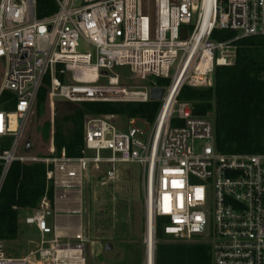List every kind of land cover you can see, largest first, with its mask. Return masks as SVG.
Listing matches in <instances>:
<instances>
[{
	"label": "built area",
	"instance_id": "built-area-1",
	"mask_svg": "<svg viewBox=\"0 0 264 264\" xmlns=\"http://www.w3.org/2000/svg\"><path fill=\"white\" fill-rule=\"evenodd\" d=\"M54 2L56 11L39 18L38 0H0V98L5 91L14 96L13 109L0 104V140L12 142L0 153V191L14 161L51 165L47 180L54 191L81 186L83 172L91 176L104 168L107 179L114 180L118 163H137L145 183L146 257L147 227L152 225L153 264L158 220L164 221V234L177 240H207L212 264H264V153H220L213 118L195 116L188 102L177 101L184 85L209 88L217 67L234 65L241 39L264 36V0ZM215 31L232 35L218 40ZM82 44L86 53L80 51ZM118 67L148 80L126 85ZM87 70H94L96 78H86ZM150 77L170 79V84ZM46 78L52 101L73 104L148 103L152 88L166 91L154 121L129 118L126 132L114 124L116 115H87L78 157H68L65 149L53 157L17 156L27 116ZM137 120L150 125L148 136L134 127ZM54 214L44 197L25 218L41 233L40 247L29 253L40 261L31 264L49 258L52 264H86L84 233L75 234L74 241L60 240L47 221ZM52 233L53 239L45 238ZM29 256L8 257L0 240V264H29Z\"/></svg>",
	"mask_w": 264,
	"mask_h": 264
},
{
	"label": "trees",
	"instance_id": "trees-1",
	"mask_svg": "<svg viewBox=\"0 0 264 264\" xmlns=\"http://www.w3.org/2000/svg\"><path fill=\"white\" fill-rule=\"evenodd\" d=\"M56 9L54 0H38L39 18L51 15ZM231 35V32L215 31L213 37L224 40ZM238 45L235 64L217 67L211 87L192 88L184 85L177 101L188 102L195 116L213 113L215 144L220 153H264V36L241 39ZM45 82L49 83V78ZM43 86L38 92L42 101L46 91ZM0 104L13 109V94L5 91ZM160 107V102L155 101L67 103L66 111L57 115L53 124L47 122L44 125L43 138L51 137L54 147L48 157L59 156L63 149L70 158L80 155L87 115H124L153 122ZM180 123L173 121L174 125ZM2 169L3 162L0 161V176ZM50 169L52 166L43 162L12 163L0 191L1 241L10 242L19 238L20 211L35 210L44 197L53 203L54 185L47 180ZM163 222L158 220L156 224L155 264H212L208 242L163 240L168 236L163 232Z\"/></svg>",
	"mask_w": 264,
	"mask_h": 264
},
{
	"label": "rangeland",
	"instance_id": "rangeland-1",
	"mask_svg": "<svg viewBox=\"0 0 264 264\" xmlns=\"http://www.w3.org/2000/svg\"><path fill=\"white\" fill-rule=\"evenodd\" d=\"M193 24L189 27L192 31ZM81 52H87L86 44H82ZM116 73L121 76L126 85L147 82L146 77L133 76L127 67H118ZM4 73V65L0 62V86ZM173 71L171 72V74ZM161 85L168 87L169 80L150 77ZM45 89L44 100L41 93L27 116L19 145L16 149L17 156H36L45 158L53 151L52 138H43V128L47 122L54 123L57 115L64 113L68 102L52 101L49 96V83H43ZM160 104L161 101H160ZM213 118V113L208 114ZM131 119L124 115H116L114 124L120 132H126L132 125ZM134 127L140 132L150 133V125L137 120ZM140 139L145 135L138 133ZM11 140H0V153L11 146ZM28 144V150L26 146ZM103 155H110V151H103ZM116 177L107 179V169L100 173L87 176L84 181L83 216L88 226L86 237L85 257L86 264H145L146 261V204L145 183L143 167L137 163H118ZM25 210L19 213V238L16 241L4 242L6 255L11 258L21 259L29 256L32 251L38 250L41 238L38 233H26ZM166 239L178 241L173 236ZM181 241V240H179ZM208 242L207 240H204ZM112 245L107 249V244ZM209 243V242H208ZM48 246V245H47ZM30 263L40 261L39 255L29 256ZM44 264H52L45 259Z\"/></svg>",
	"mask_w": 264,
	"mask_h": 264
},
{
	"label": "crops",
	"instance_id": "crops-1",
	"mask_svg": "<svg viewBox=\"0 0 264 264\" xmlns=\"http://www.w3.org/2000/svg\"><path fill=\"white\" fill-rule=\"evenodd\" d=\"M87 177L86 173L83 172L81 178V186H76L72 190H66L63 188L55 189L54 200L52 209L54 215L47 218L49 226L55 229V233L58 235L62 241H74L75 234L82 231L85 237L88 236V226L85 217L83 216V204H84V181ZM81 210V212H77ZM75 211V212H74ZM26 215L29 216L33 213V210H25ZM27 235H32L33 233H38L41 238L40 231L35 225H29L25 222ZM48 240L54 238V233L46 235Z\"/></svg>",
	"mask_w": 264,
	"mask_h": 264
},
{
	"label": "bare ground",
	"instance_id": "bare-ground-1",
	"mask_svg": "<svg viewBox=\"0 0 264 264\" xmlns=\"http://www.w3.org/2000/svg\"><path fill=\"white\" fill-rule=\"evenodd\" d=\"M85 76L88 79H95L96 78V72L94 70H87L85 72ZM171 99V98H170ZM170 99L168 101V105L170 103ZM152 225L147 227V242L149 244L148 251H147V257H146V264H153V254H152Z\"/></svg>",
	"mask_w": 264,
	"mask_h": 264
},
{
	"label": "water",
	"instance_id": "water-1",
	"mask_svg": "<svg viewBox=\"0 0 264 264\" xmlns=\"http://www.w3.org/2000/svg\"><path fill=\"white\" fill-rule=\"evenodd\" d=\"M182 32H183V33H182V37H183V38H186V36H187V29H183ZM102 74L105 75L106 72H103ZM165 91H166V89L163 88V87L152 88V89H151V100H152V101H155V102H160V101H162L163 96H164V94H165ZM26 150H28V144H27V146H26ZM111 248H112V245H111L110 243H108V244H107V249H111Z\"/></svg>",
	"mask_w": 264,
	"mask_h": 264
}]
</instances>
